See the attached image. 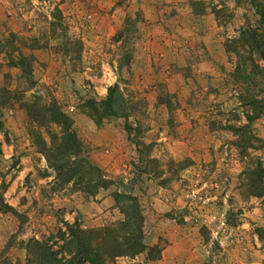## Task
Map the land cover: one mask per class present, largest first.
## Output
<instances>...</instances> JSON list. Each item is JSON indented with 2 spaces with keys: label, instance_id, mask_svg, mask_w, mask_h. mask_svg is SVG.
Segmentation results:
<instances>
[{
  "label": "rangeland",
  "instance_id": "1",
  "mask_svg": "<svg viewBox=\"0 0 264 264\" xmlns=\"http://www.w3.org/2000/svg\"><path fill=\"white\" fill-rule=\"evenodd\" d=\"M125 1L0 0V193L19 215L0 209V264H23L27 240L54 234L68 215L82 229L96 228L81 227L87 215L101 216V226L118 220L114 191L138 199L146 243H152L156 223L158 230L182 224L188 243L207 246L206 260L199 264H264V198L243 194L242 172L250 161L238 155L229 130L245 123L244 113L253 114V99L259 108L264 102L263 75L250 76L247 61L243 70L249 83L233 78L235 65L241 67L248 51L233 41L244 28L262 34L264 20L249 0H215L208 7L216 12L211 28L224 53L223 59L216 55V63L199 42L163 45L157 26L148 24L149 18L142 25L144 16L131 7L114 13ZM254 2L264 10V0ZM193 4L201 13V2ZM56 12L60 20L53 18ZM107 19H116L117 25ZM161 51L164 57L158 56ZM18 56L26 57L28 75L12 66ZM251 58L264 68L254 52ZM203 59L218 66L205 80L192 74L193 65ZM186 77L189 91L181 94L179 83ZM113 85L118 115L96 124L85 101L105 98ZM168 93L174 97L165 101ZM50 100L72 120L84 150L80 156L111 182L106 189L86 196L69 184L58 187L33 143L38 137L48 144L47 131L57 133L58 127L35 126L21 107ZM178 101H205L195 110L206 122L191 118L187 126L179 117ZM250 128L264 140V110ZM247 154L263 159L258 151ZM99 198L108 201L96 206ZM161 241L157 239L158 249Z\"/></svg>",
  "mask_w": 264,
  "mask_h": 264
},
{
  "label": "trees",
  "instance_id": "2",
  "mask_svg": "<svg viewBox=\"0 0 264 264\" xmlns=\"http://www.w3.org/2000/svg\"><path fill=\"white\" fill-rule=\"evenodd\" d=\"M249 2L254 13L259 15L263 21L264 10L260 9L254 0H249ZM193 6L192 3V8ZM210 12L216 19L214 8H211ZM56 13L53 18L60 20L59 13ZM233 42L248 50L247 56L242 57L245 62H242L241 67L238 63L235 65L233 78L237 81L243 79L245 83H249L243 70L246 61L250 66V76L263 75L262 78H264V68L254 63L251 58V54L254 52L257 61L264 65V31L262 34H258V32L244 28L240 32L239 38ZM0 49H2L1 45ZM229 50L230 47L227 51ZM17 58L12 66L18 67L22 73L28 75L30 65L26 57L18 56ZM117 93V85H113L107 89L105 98L99 101L92 99L85 101L89 117L94 120H92L94 123L97 124L110 117H117L116 100L113 99L115 96L118 97ZM167 97L174 96L168 93L164 96L165 101H168ZM160 100L156 99L157 104ZM256 102H258L257 99L252 100L253 114L251 116L247 113L243 114L245 123L238 127L231 126L229 130L235 138L233 144L238 155L243 158L248 157L250 161L249 166L242 172L243 194L246 197L264 198V140L253 134L250 128V123L257 119L264 110V102L260 108L254 105ZM21 107L25 110L27 119L35 126L46 128V124H53L58 127L57 133H48L47 131L48 144L38 137L34 139L33 143L38 147L47 168L53 171L54 180L59 188L69 184L73 191L90 196L95 195L97 190L106 189L111 185V182L105 179L95 166L80 156L84 150L81 141L72 129V120L63 113L54 100H50L48 104L40 101L23 102ZM120 116L124 118L125 114ZM247 151H258L263 159L248 155ZM112 198L120 215L118 220L89 229L80 228L76 220L72 223L60 221L61 227H58L54 234L41 240L35 238L27 240L24 245L23 264H116L118 258L133 259L141 254H144L145 258L149 260L158 259L157 245L147 247L143 242V214L138 199L135 196L116 191L112 193ZM0 209L15 217L19 216L12 207L4 203L1 193ZM256 232L259 236L261 231L257 230Z\"/></svg>",
  "mask_w": 264,
  "mask_h": 264
},
{
  "label": "crops",
  "instance_id": "3",
  "mask_svg": "<svg viewBox=\"0 0 264 264\" xmlns=\"http://www.w3.org/2000/svg\"><path fill=\"white\" fill-rule=\"evenodd\" d=\"M209 1L211 3H208ZM193 2H201L202 4L201 13L193 11L192 8ZM125 3L126 4L123 5L122 8L116 6L114 8V13L123 8H126L125 10L129 9L126 6L133 8L132 10L141 12V15H143L144 19L146 20L145 23H142V25L147 24L148 19L146 18H149L148 24L155 27L157 26L156 27L158 28L157 34L161 35L158 40L159 41L162 40L163 45L168 47L172 45L177 46L176 44L179 43H182L183 45L184 44L187 45L190 41H191L190 43L195 45V42H199L201 46L204 47L207 56L215 60L216 63L218 62V60L223 59L224 53L222 51L220 41L218 40L219 38L216 37V33H215L216 30L214 31L211 28L212 25L215 24L216 20L208 8L209 6H213V4H216L215 0H126ZM107 21L109 23L113 21L114 22L113 25H114L117 20L107 19ZM116 25L117 24H115L114 26ZM149 35L150 34H147V36ZM152 36L153 35H151V37ZM216 55L219 56L220 59H218ZM158 56L164 57L165 53L161 51V53ZM212 59L211 60L203 59L197 62V64L193 65L194 67L192 69V74L196 73L200 76L201 79L205 80L204 75L209 74L208 76H210L216 73V69L218 66L215 62H213ZM206 63H208V66ZM149 72L152 73L151 70ZM215 76L216 74L214 75V78ZM173 77L177 81H179L178 78H181L179 74H175ZM183 80H186V83L183 82ZM183 80L181 79L179 83L181 84V88H178V91L181 92V94L182 92H184V90L185 92L186 90L189 91L188 85L190 83L189 82L190 78L186 77L183 78ZM110 82L111 79L109 77L107 79V83L109 84ZM185 84L188 85L184 86ZM178 102H179V107L177 108V111L179 112V117L182 119V121L183 120L184 122L186 121L185 124L187 126L191 127L190 125L191 122H189V119L191 118H195L201 123L206 122L205 119H203L202 116H199V113L196 112L195 110L198 105L204 106V104H206L205 101H178ZM209 107H213L212 103L210 104ZM207 131H209V129H207ZM90 158L91 156L87 157V159L92 162ZM104 201L106 200L103 199V201H100L99 198L96 200L95 205L101 206V204ZM81 210L80 212L84 214L85 210L84 209ZM99 217L101 218V216ZM99 217L97 214L87 215L85 216V218L83 217V220L86 219V225H83L81 227L84 228V227L101 226L99 222L100 220ZM65 220L68 223H72L74 221V218L68 215L66 216ZM168 224H169V230H167L162 226H160L161 229L159 228L158 230L157 229L159 227L158 223L153 225L150 234H152V232L155 233L153 234L154 238H151V240L153 239L151 244L145 242L146 241L145 235L143 238V242L147 247L156 245L158 238L160 239V241L162 240L161 242L163 243V247L161 246L159 247L158 259L149 260L145 258L144 254H141L137 256L140 258V261L137 260V257H134L133 259L125 258L127 260L126 261L127 264H133L135 262H138L139 264H199L198 262H204L206 260L205 259L206 257H204L203 255L207 248L206 244L201 243V241L188 243L190 239L183 236L182 234L183 231L184 232L187 231L186 228L185 230H183V227L186 226L182 224L179 225L172 223H168ZM164 231H166V233L162 235V232ZM161 236H163L164 239H162ZM116 264H121V263L116 262Z\"/></svg>",
  "mask_w": 264,
  "mask_h": 264
}]
</instances>
